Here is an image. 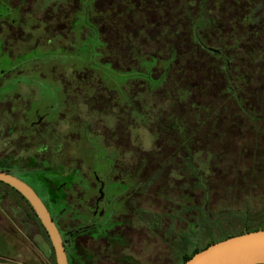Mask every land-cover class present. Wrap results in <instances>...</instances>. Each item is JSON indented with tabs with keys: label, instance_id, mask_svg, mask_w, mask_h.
I'll list each match as a JSON object with an SVG mask.
<instances>
[{
	"label": "rangeland",
	"instance_id": "rangeland-1",
	"mask_svg": "<svg viewBox=\"0 0 264 264\" xmlns=\"http://www.w3.org/2000/svg\"><path fill=\"white\" fill-rule=\"evenodd\" d=\"M82 1L77 7L78 0H11L22 14L16 20L20 30L9 29L7 44L0 38L3 48L10 55L33 47L37 54L58 56L17 66L8 63V72L0 75L12 81L5 92L11 95L0 103V113L11 112L12 107L14 121H25L30 107L44 106L51 98L50 89L42 93L48 87L41 81L57 82L52 87L61 103L59 109L55 105L56 121L40 128L53 126L75 134L83 126L98 134L129 166L142 162L141 176L156 171L155 190L170 188L174 209L185 191L189 255L245 226L264 228V0H98L94 9L91 0ZM198 20L203 24L197 29L200 39L210 48L222 44L225 57H230L227 73L218 69L221 59L193 41V24ZM78 26L85 27L82 36L88 42L80 40ZM6 31L4 26L0 29ZM98 32L105 34L108 44L96 54L93 65L87 63L92 74L87 72V79L93 84L85 83L74 76L82 68L75 48L78 56L85 57L84 52L99 41ZM137 51L155 58L154 66L168 76L157 90L140 83ZM102 60L106 63L101 65ZM109 64L131 68L123 76L128 81L115 88L104 83L105 89H98L94 84L102 71L118 75ZM227 75L231 81L227 82ZM229 82L237 89L240 103L225 94ZM131 94L137 109L129 107ZM169 121L181 131L171 130ZM176 131L183 132L185 140ZM81 157L87 164V155ZM181 160L188 162L186 172ZM0 188V262L15 257L24 263L55 264L38 221L25 209L27 219L14 216L11 209L19 199L12 193L7 197V188ZM181 233L178 230L173 236L180 239ZM165 262L158 260V264Z\"/></svg>",
	"mask_w": 264,
	"mask_h": 264
},
{
	"label": "flooded vegetation",
	"instance_id": "flooded-vegetation-1",
	"mask_svg": "<svg viewBox=\"0 0 264 264\" xmlns=\"http://www.w3.org/2000/svg\"><path fill=\"white\" fill-rule=\"evenodd\" d=\"M12 7L10 4L0 19V29L4 26L7 30L0 33V38L6 44L10 30L14 29L12 21H8L13 14ZM9 55L0 40V63H4L0 65V74L8 72L5 70L8 63L14 62ZM2 79L0 75V103L11 95L5 92L12 81ZM41 84L48 87L42 93L50 89L51 98L44 106L30 107L25 121H14L12 107L11 112L0 113V172L25 183L42 202L60 236L66 264H158V260H166L164 264H182L189 256L186 192H181L180 205L174 209L171 189L165 185L158 192L155 190L156 171L141 176L142 162L129 166L98 134L83 126L76 135L53 126L41 129V125L56 121L55 105L58 109L61 107L52 90L57 82L41 81ZM129 107L135 109L133 104ZM84 154L87 164L81 157ZM180 163L186 172L188 162L181 160ZM0 186L9 191L7 197L12 193L19 199L11 209L14 216L27 219L22 211L25 209L39 222L31 206L16 190L2 182ZM2 197L0 193V206ZM21 219L24 228L29 229V223ZM178 230L182 232L180 239L173 236ZM51 250L53 253L52 247ZM0 263L35 264L15 257Z\"/></svg>",
	"mask_w": 264,
	"mask_h": 264
},
{
	"label": "trees",
	"instance_id": "trees-1",
	"mask_svg": "<svg viewBox=\"0 0 264 264\" xmlns=\"http://www.w3.org/2000/svg\"><path fill=\"white\" fill-rule=\"evenodd\" d=\"M96 1H98V0H93V1L91 0V2H90V5H91L90 7H93V9L95 8L94 7V3ZM81 2H83V1L82 0H78L77 7H79V4ZM10 4H11V0H0V19H2L4 17V12H6L5 10H6V8H8L10 6ZM72 4L75 7L74 2H72ZM12 9H13V14L11 16L12 19L9 18L8 21H12V25H13L14 29L18 28V30H20V28H19L20 26H18L16 24V20L17 21L21 20L20 19L21 18V15L20 14L17 15V12L20 13V11H19L20 8H18V6H15V7L13 6ZM71 10H73V7L70 8V11ZM202 22H204V25H206L205 22H208V21L207 20H204ZM90 23H92L91 22V19L88 21L87 26ZM202 25L203 24H201V21L199 22V20L195 24H193V29L195 30V31H193V39H194L193 41L195 42L196 45H199L203 49V51H208V52L212 53L213 55H215V57L218 60L221 59L222 63H220V66H219L218 69L220 70V72H224V73L226 72L227 73L228 68H229V66L231 64V62L229 61L230 57H228V58L225 57V55L223 53V51H224L225 48L223 47L222 44L219 46V48L218 47L217 48H213V47L210 48L207 45V42L202 41V39H200V37H199V35L197 33V29L200 30L201 27H202ZM62 27L65 28L67 31H71L73 29L72 26L71 27H68V26L64 27V26H62ZM77 30H78L77 34L80 35L82 33L81 36H80V40L83 41V42L84 41L88 42V37L86 39L85 36H82L86 32L85 27L84 26H78V29ZM100 30H101V28L99 29V32H101ZM102 34H103V36L100 35V33L97 34V37H98L97 39L99 41H97L95 44H93L91 46V48H88L87 49V52L86 51L84 52V54H87L85 57L84 56H81V55L78 56L77 55V53H78L77 52V48H75L76 49V56H77L76 58H78L80 60V62L82 64L81 65L82 68L80 70H78V71H75L74 72V76L77 79L79 78L80 80L84 81L85 83L92 82V84H93V80H88L87 79V75L88 74H91L89 70L87 71V67H91V66H88L87 63L88 64L90 63L91 65H93V61H94V58H96V54H98V53L100 54V52L102 51V49L104 48V46L107 47L108 42L105 39V34L104 33H102ZM102 44H103V47L101 46ZM71 47H69L70 50H71ZM108 47H109V45H108ZM30 49L31 50L29 52H28V50L27 51H22V54H20V52H12V54H11L12 56L10 55V57L14 60L13 64L14 65H16V64L17 65H22L25 62L32 61V60H36V59H42L44 57H47L48 55H49V57L51 55L58 56L57 53L56 54H51V53L47 54L46 53V54L40 55V54H37L36 52H34L35 50L33 49V47L30 48ZM75 49L73 47L74 52H75ZM4 50L7 51L8 53H11V51H9V50H6V49H4ZM136 55H138V56L140 55V54H138V51H137ZM140 56H141V64L139 63L136 66V73H137V75L142 80H144V81H142L140 79V83L142 85H145L147 88H150L151 90H157L158 87H160V85L165 80L168 79V76L167 77L166 76L163 77L162 71L160 69H157L156 66H154L155 64H153V63L157 61L155 58H152L151 56L142 55V54ZM173 61H174V59L172 57L169 58L170 67L173 66ZM104 63H106V61L102 60V63H100V64L102 65ZM134 64H135V62H134ZM109 65H110V68L112 70L117 71V74L118 75L113 74V73H110L107 70L102 71L101 76H97L96 75L97 76V81H95V84H94V86L96 88L103 89L104 90L105 89L104 88L105 86L103 87V84L104 83H110L111 85L115 84L114 86H111L110 87V88H115V87H119V84L122 81H126V82L128 81V80H124L125 78L123 76L124 75H127L128 72L131 70V68L119 69L117 67H114L113 64H109ZM87 72H88V74H87ZM119 74H121V75H119ZM155 74H158L159 76L157 78H154V75ZM102 75L104 77V81H103ZM39 76L41 78H45V76H41V74ZM226 79H227V82L228 81H231V77L229 75H227ZM50 83L51 82H48V84H50ZM49 86H51V85H49ZM78 88L81 89L80 87H78ZM225 94H227L229 97H233V98L235 97L236 98V101L239 102V103H240V100H242L241 97L237 95V89L234 86H232V84L230 82L227 83V86L225 88ZM188 95H190V93ZM90 96H92V95H90ZM131 96H132V94L130 95L129 101H130V106L132 107V104H133V100L134 99H132ZM135 109H137V108H135ZM241 111L244 112V114H248L253 119H256L257 118V116H256V114L254 112L251 113V112H248V111L243 110V109ZM168 127L171 130L181 131L179 129V127H178V124L176 122H173V124H172V122L169 121V126ZM178 131H176V132L178 133ZM183 132H185V131L183 130ZM183 132H182V134H179L178 133V135L181 137L184 134ZM185 136L186 135L184 134L183 140H185ZM38 224H39L40 227H42L39 222H38ZM262 229H264V228L261 227V226H255V227L245 226L242 230H239L238 232L229 234L228 236H226L223 239H226V238L232 237V236H236V235H241V234L248 233V232L262 230ZM223 239H220L218 241H221ZM218 241H216V240L215 241H211L204 248H206L208 245H210L212 243H215V242H218ZM204 248H202V249H204ZM202 249H200V250H202ZM200 250H198V251H200ZM198 251L193 252L191 255L188 256L187 259H189L194 253H196ZM187 259H185V261Z\"/></svg>",
	"mask_w": 264,
	"mask_h": 264
},
{
	"label": "water",
	"instance_id": "water-1",
	"mask_svg": "<svg viewBox=\"0 0 264 264\" xmlns=\"http://www.w3.org/2000/svg\"><path fill=\"white\" fill-rule=\"evenodd\" d=\"M0 182L16 190L28 202L48 236L55 263L66 264L60 236L47 210L32 189L17 178L3 172H0ZM182 264H264V229L212 243L194 253Z\"/></svg>",
	"mask_w": 264,
	"mask_h": 264
}]
</instances>
